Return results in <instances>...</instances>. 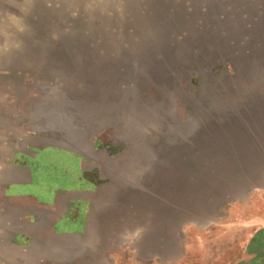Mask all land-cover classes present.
<instances>
[{
    "label": "rangeland",
    "instance_id": "obj_1",
    "mask_svg": "<svg viewBox=\"0 0 264 264\" xmlns=\"http://www.w3.org/2000/svg\"><path fill=\"white\" fill-rule=\"evenodd\" d=\"M36 136L99 146L94 216L0 191V264H264V0H0V183Z\"/></svg>",
    "mask_w": 264,
    "mask_h": 264
},
{
    "label": "crops",
    "instance_id": "obj_2",
    "mask_svg": "<svg viewBox=\"0 0 264 264\" xmlns=\"http://www.w3.org/2000/svg\"><path fill=\"white\" fill-rule=\"evenodd\" d=\"M76 137L85 135L81 132ZM101 152L89 141L73 147L55 139L37 143L36 136V142L11 154L0 191L3 198L32 203L17 213L21 225L15 229L18 242L23 237L34 240L42 233L76 236L89 232L99 189L92 171L103 167Z\"/></svg>",
    "mask_w": 264,
    "mask_h": 264
},
{
    "label": "clouds",
    "instance_id": "obj_3",
    "mask_svg": "<svg viewBox=\"0 0 264 264\" xmlns=\"http://www.w3.org/2000/svg\"><path fill=\"white\" fill-rule=\"evenodd\" d=\"M12 15H14V14H12Z\"/></svg>",
    "mask_w": 264,
    "mask_h": 264
}]
</instances>
